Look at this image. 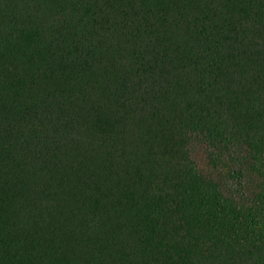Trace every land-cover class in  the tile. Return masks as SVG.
<instances>
[{
    "label": "trees",
    "instance_id": "obj_1",
    "mask_svg": "<svg viewBox=\"0 0 264 264\" xmlns=\"http://www.w3.org/2000/svg\"><path fill=\"white\" fill-rule=\"evenodd\" d=\"M0 264H264V0H0Z\"/></svg>",
    "mask_w": 264,
    "mask_h": 264
}]
</instances>
